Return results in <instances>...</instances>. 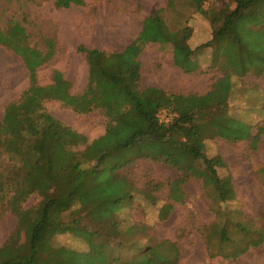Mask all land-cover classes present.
Returning <instances> with one entry per match:
<instances>
[{
	"label": "rangeland",
	"instance_id": "1",
	"mask_svg": "<svg viewBox=\"0 0 264 264\" xmlns=\"http://www.w3.org/2000/svg\"><path fill=\"white\" fill-rule=\"evenodd\" d=\"M170 1L172 4L168 5ZM261 6L257 18L264 27V3ZM203 7L207 14H199L184 0H0V29L22 27L25 37L21 44L41 54L36 69L41 86L50 84L53 71H58L70 83L71 94H81L86 89L88 67L85 55L77 50L80 45L105 53H121L133 45V59L140 62L139 88H147L153 82L161 84L164 75L159 74L162 64L157 63L156 53L171 52L177 62L176 52L185 54L173 45L181 42L185 28L189 29L186 42L194 52L190 59L185 58L186 68L168 94L204 96L218 80L229 84L226 110L217 112L215 118L220 120L226 112L227 123L234 121L227 126H239L242 132L229 137L222 130L220 136L205 138L203 143L205 156L221 163L215 168L217 175L228 179L231 186L226 182L227 186L223 185L217 193L206 186L195 174L203 170L200 160L188 162L192 170L187 172L163 158H141L116 172L127 177L138 193L131 203H124L112 221L95 222L85 213L77 212L76 206L63 215V221L78 220L79 227L96 232L99 237L93 239L94 243L106 242V254L122 263L133 260L146 246L173 242L179 251L178 264H264V72L253 73L254 69L264 67V59H257L264 54V28L254 26L252 29L259 30V36L251 33L245 37L250 46L245 55L254 69L239 76L235 65L240 60L228 42L218 40L203 46L211 40L212 29L218 26L212 21L214 13L231 10L234 4L228 0H207ZM157 9H161L158 16L172 36L166 42H162L160 33H154L153 22L149 21ZM143 14H152L145 19L144 31L139 34L144 40L138 37L125 48ZM129 26L133 31L128 33L125 29ZM155 73L158 81L153 80ZM27 87L25 64L0 45V121L5 106L16 102ZM43 106L71 134L72 151L83 150L106 133V118L101 109L75 113L54 100L44 102ZM124 122L119 137H126L139 125V119L133 117H126ZM116 138L111 137L112 146ZM7 162L6 155L1 156L0 168ZM183 177L179 187L172 186L179 191L181 200L172 201L169 185ZM40 200V196L30 195L18 215L6 202H0V246L16 230L17 220L36 208ZM165 205L171 207L167 212ZM163 210L166 214L161 216ZM224 226L227 233H219ZM129 227L133 233L126 232ZM214 231L219 233V240L213 237ZM50 243L80 252L88 250L82 239L71 233L56 234Z\"/></svg>",
	"mask_w": 264,
	"mask_h": 264
},
{
	"label": "trees",
	"instance_id": "2",
	"mask_svg": "<svg viewBox=\"0 0 264 264\" xmlns=\"http://www.w3.org/2000/svg\"><path fill=\"white\" fill-rule=\"evenodd\" d=\"M184 1L194 6L199 14H207L203 7L207 0ZM228 1L234 7L214 13L212 21L218 26L212 29L211 40L203 46L208 47L218 40L228 42L236 49L240 63L236 62L235 69L241 76L254 69L245 55L250 47L245 37L251 33L259 36L260 31L252 28L263 27L257 11L264 0ZM160 10L149 21L153 22L154 33H160L162 42H166L172 36L167 34L158 16ZM188 31L183 29L181 42L173 46L190 59L194 51L186 42ZM24 37L22 27L0 29V45L19 56L28 71L27 89L16 102L5 106L0 121V157L6 155L8 159L7 165L0 168V202H6L7 207L18 215L22 203L30 195L36 194L41 200L36 208L29 209L17 220L16 230L0 246V264H178L179 251L173 242L146 246L133 260L122 263L106 254V242L94 243L93 239L99 237L96 232L82 229L78 220L63 221V215L76 206L77 212L85 213L95 222L112 221L124 208V203H131L138 193L127 177L116 172L141 158H163L187 172L192 170L188 162L200 160L203 170L195 174L206 186H211L215 193L223 185L227 186L226 182L231 186L228 179H220L217 175L215 168L221 163L205 156L203 143L205 138L220 136L222 130L229 137L242 132L239 126H227L234 121L227 123L226 112L220 120L215 118L217 112L226 110L229 84L218 80L204 96L168 94L155 87L141 90L140 62L133 59V45L121 53H105L80 45L77 50L85 55L88 83L81 94L73 95L70 83L58 71H53L50 84H38L36 69L41 54L22 45ZM263 55L257 59L262 61ZM263 72L264 67L253 70L255 75ZM49 100L58 101L75 113L101 109L106 118V133L81 151L70 150L74 144L71 134L43 106ZM162 110L172 116L167 123H160L156 117ZM126 117L139 119V125L126 137H119L121 126L126 125ZM112 136L117 137L114 146L111 145ZM184 179L169 185L172 201L181 200L182 196L177 195L179 191L172 186L179 187ZM169 208L170 205L164 206L166 212ZM164 210L161 216L166 214ZM225 228L219 233H227ZM132 230L129 227L126 232L133 233ZM64 233L80 237L88 250L80 252L63 246L54 247L51 239ZM219 233H212L217 240ZM205 238L212 240L208 235Z\"/></svg>",
	"mask_w": 264,
	"mask_h": 264
},
{
	"label": "crops",
	"instance_id": "3",
	"mask_svg": "<svg viewBox=\"0 0 264 264\" xmlns=\"http://www.w3.org/2000/svg\"><path fill=\"white\" fill-rule=\"evenodd\" d=\"M157 10H155L153 12V15H154V13ZM151 15L152 14H149V15H144L143 14V16L141 17V21H140L141 24L136 26L135 29L137 31H136L135 35L132 38H130L131 40L129 42H127V44L125 45V48L132 41H135L139 37V34L143 30L145 19L150 17ZM125 30L129 33V32L133 31V28H132V26H129V29L126 28ZM125 37H126V35H125ZM125 37L120 40V44L125 40ZM116 44L119 45V42H117ZM115 53H118V51H115ZM179 54L180 53L176 52V56L178 57V60H177V62H174L173 55L171 54V52H167L166 54H164L163 52L160 53L159 50H158V52L156 53L155 59H157L156 60L157 63H159V64L161 63L162 64L159 74L164 75V80H163V83H161V84L153 82L152 84H149L148 87L159 88V89L165 91L166 93H170L171 91H173L172 89L176 87V83H177L178 79H180V77L182 76V74H183V72H184V70L186 68L185 65H187L186 59H185V55H181V54L179 55ZM139 60L142 62V59L139 58ZM153 80L154 81H158L157 80V74H156L155 77H153Z\"/></svg>",
	"mask_w": 264,
	"mask_h": 264
},
{
	"label": "built area",
	"instance_id": "4",
	"mask_svg": "<svg viewBox=\"0 0 264 264\" xmlns=\"http://www.w3.org/2000/svg\"><path fill=\"white\" fill-rule=\"evenodd\" d=\"M156 117L160 123H167L172 118V116L168 114L167 110L159 111Z\"/></svg>",
	"mask_w": 264,
	"mask_h": 264
}]
</instances>
